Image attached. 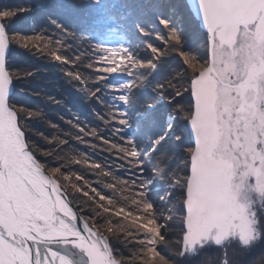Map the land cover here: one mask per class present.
Wrapping results in <instances>:
<instances>
[{
	"label": "snow or ice",
	"instance_id": "snow-or-ice-1",
	"mask_svg": "<svg viewBox=\"0 0 264 264\" xmlns=\"http://www.w3.org/2000/svg\"><path fill=\"white\" fill-rule=\"evenodd\" d=\"M89 3L102 6H0V31L9 38L0 52L8 75L7 88L0 87V264H186L212 247L225 254L234 248L244 257L235 264H251L257 248L264 255V0H163L167 16L158 12L155 22L136 25L148 59L128 45H90V34L50 11L71 15ZM25 16L33 18L30 32L16 27ZM186 21L196 23L201 44L189 43ZM153 34L163 50L147 42ZM12 37L30 55L68 69L66 80L82 105L96 106L90 111L107 138L60 115L64 126L47 121L55 135L39 134L49 147L37 149L30 126L41 113L13 100L14 82L35 73L12 75ZM173 58L178 63L153 84L155 71ZM114 75L128 79L113 84ZM149 85L152 95L137 97ZM108 93L119 94L106 101ZM162 100L171 111L158 123L154 109ZM133 108L137 134L129 135ZM87 136L115 157L84 170L111 181L99 190L73 170L89 157L65 154L75 151L73 143L87 147ZM154 192L163 194L153 199Z\"/></svg>",
	"mask_w": 264,
	"mask_h": 264
},
{
	"label": "trees",
	"instance_id": "trees-1",
	"mask_svg": "<svg viewBox=\"0 0 264 264\" xmlns=\"http://www.w3.org/2000/svg\"><path fill=\"white\" fill-rule=\"evenodd\" d=\"M27 0H0V6H12L16 4L26 3ZM102 6L86 4L83 6H77L76 10L71 15H63L54 9H50L54 15L61 16L70 25H74L78 31L88 33L92 36V39L88 41V44L95 45L96 43L104 44L108 46H118V45H128L131 49L140 52L144 59L151 58L149 56V50L145 47V40L140 37L137 31V23L142 26H147L149 23L155 22L156 13L167 16L168 10L167 6L163 3V0H115V6L112 7V0H101ZM130 13V14H129ZM109 16H114V20H108ZM99 19H104V22L97 24L96 21ZM32 17L25 16L16 26L18 30L24 32H30V26L32 25ZM156 31L161 35H166V30L163 29L161 25H155ZM186 30L188 33L189 43L193 46L202 43V36L196 23L192 21H186ZM12 51L9 58V66L13 76L22 75L27 72L35 73L29 77H23L14 82V92L13 100L19 105H24L31 107L33 111H38L41 116L32 118V123L30 126V132L33 133L34 138H36V147H49L46 145L39 134L48 136L49 139L52 138L55 133L50 129L47 121H53L61 123L57 120V117L63 115L66 120L74 117H78L83 125L87 126L86 130H90L92 127H96L99 132H101L105 138L109 135V132H103V123L99 120V117L90 111V108H96L95 105H82L80 100L82 96H78L77 92L73 90V87L66 80V72L68 69H62L58 64H55L49 60H45L43 57H37L30 55L28 52L19 47L15 42V37H12ZM147 42L153 43L156 47L163 50L164 44L162 41L155 39V34L148 39ZM89 61H85V65ZM178 63V58H173L172 60L165 61L161 67L155 71L152 75V83L165 79L168 75L169 65H174ZM84 75L88 76L90 79H94L93 73L85 72ZM137 77L142 78L141 74L138 72ZM128 79L127 76L114 75L111 78V83L118 84L124 82ZM151 85L144 89H137L135 94L137 97L147 98L152 95L150 91ZM119 93H108L105 96V100H109L110 96ZM52 96L57 100H61L60 105L50 103L48 97ZM183 102H187V97ZM100 113L104 114L107 119H110L108 115L109 109L107 107H100L96 109ZM137 109L133 108L132 111V128L128 130V134H137V120L135 117V111ZM171 110L166 101L162 100L160 104L155 108L154 115H157V122H162L165 120ZM174 115V113H173ZM65 120V122H66ZM82 125V126H83ZM67 130V129H65ZM147 131H156L155 128L147 129ZM86 144L73 143L71 147L75 151L65 150V154L71 158L72 156H88L89 165H81L74 168V171L82 172L85 178L89 180L93 186L97 187L98 190L103 188V185L110 183L109 179L104 178L99 174V170L96 173H87L85 168L89 167L92 163L111 162L115 160V157L103 150V141L87 136L85 138ZM91 145H96L97 148L94 150ZM79 153V155H77ZM181 166L184 164L183 160L177 161ZM109 169L105 168L104 171ZM92 178V179H91ZM156 188V186H155ZM104 194H110L109 190L104 189ZM162 195V192H154L153 199L157 198V195ZM177 196L178 193H177ZM231 258L236 256L243 257V254L238 253L234 248H231ZM261 249L257 248L255 250L258 257H262ZM212 257L215 258V262L222 264L221 259L215 252H211ZM224 254H220L222 258ZM214 256V257H213ZM218 258H217V257ZM223 261V260H222Z\"/></svg>",
	"mask_w": 264,
	"mask_h": 264
},
{
	"label": "rangeland",
	"instance_id": "rangeland-1",
	"mask_svg": "<svg viewBox=\"0 0 264 264\" xmlns=\"http://www.w3.org/2000/svg\"><path fill=\"white\" fill-rule=\"evenodd\" d=\"M92 179V178H91ZM160 187H161V185H159V184H157L156 185V189H157V191H159V189H160ZM157 193V192H156ZM179 195V194H178ZM179 199H180V197L179 196H177V202L179 201ZM171 205H169V207H170ZM231 248H229V249H227L226 250V254H225V250H221V249H217V248H215V247H212V248H209V249H207V250H205V251H203V252H201L198 256H196V257H194L193 259H191V260H186V264H218V262L216 261L215 262V258H211V259H206L207 257L208 258H210V257H212L210 254H211V252H215L218 256H219V258L221 259V261H219V262H222V264H223V262H224V260L225 259H227V260H231V261H233L234 262V264H235V261L236 260H238L239 259V257H241V256H236V258L235 257H233V258H231ZM224 254L223 256H222V258L220 257V254ZM214 257V256H213ZM217 257V256H216ZM218 258V257H217ZM242 258H244V257H242ZM223 260V261H222ZM261 260H264V256H262V257H258L257 256V254H256V256H255V259L254 260H251V264H260V262H261Z\"/></svg>",
	"mask_w": 264,
	"mask_h": 264
},
{
	"label": "water",
	"instance_id": "water-1",
	"mask_svg": "<svg viewBox=\"0 0 264 264\" xmlns=\"http://www.w3.org/2000/svg\"><path fill=\"white\" fill-rule=\"evenodd\" d=\"M6 39L8 42V37L4 35L2 31H0V52L3 51L2 46L6 45ZM7 80H8V75L7 71L5 70L4 67V58L2 55H0V87L7 88ZM14 87V85H13Z\"/></svg>",
	"mask_w": 264,
	"mask_h": 264
},
{
	"label": "bare ground",
	"instance_id": "bare-ground-1",
	"mask_svg": "<svg viewBox=\"0 0 264 264\" xmlns=\"http://www.w3.org/2000/svg\"><path fill=\"white\" fill-rule=\"evenodd\" d=\"M9 39V38H8ZM8 42H7V39H6V44H7ZM155 110V109H154ZM154 114H156V113H154Z\"/></svg>",
	"mask_w": 264,
	"mask_h": 264
}]
</instances>
